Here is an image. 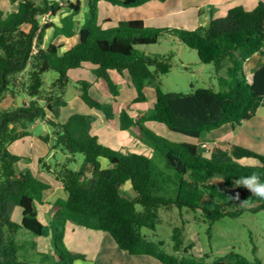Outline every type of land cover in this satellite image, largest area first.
I'll list each match as a JSON object with an SVG mask.
<instances>
[{"label": "trees", "instance_id": "trees-1", "mask_svg": "<svg viewBox=\"0 0 264 264\" xmlns=\"http://www.w3.org/2000/svg\"><path fill=\"white\" fill-rule=\"evenodd\" d=\"M89 3L79 31V42L62 51L61 43L43 48L47 31L54 29L55 38L76 34L75 17L83 10L82 0L59 2L53 0H21L17 9L4 15L0 12V104L8 97L15 102L9 111L0 113V264H75L84 255L74 254L65 245L66 224L109 233L120 249L132 256H150L162 264H263L249 262L239 254L208 263L195 259L184 243V227H175L174 250L167 253L163 243L147 238L142 230L156 231L160 210L176 207L180 212L201 209L211 224L225 217H235L247 208L242 204H257L264 210V200L236 185L243 176L256 173L264 181V167L251 166L255 160L264 164V155L241 145L228 142L212 143L207 135L225 125L233 127L252 119L264 103V62L253 70L249 81L246 64L252 56H264V3L253 10L242 6L231 8L226 16L214 18L207 26L196 30L150 29L143 20L120 21L103 29L98 23V3ZM112 6L133 8L154 0H103ZM166 2L167 0H155ZM16 3L17 0H11ZM65 4L70 14L61 24L48 22L45 15L57 16ZM88 15V16H87ZM168 34L197 51L202 64L214 66L215 75L223 89L199 88L190 94L164 92L160 78L171 71L172 53L145 55L137 48L154 45ZM92 64L95 74L108 84L114 98L120 95L112 72L125 73L136 90L135 103L146 101L148 84L155 86L152 111L134 117L126 109L119 114L120 129L132 130L154 154L164 158L165 169L154 158L142 154H123L99 143L92 133L96 115L77 113L65 123H59L60 110L68 106L65 99L70 84L68 72ZM29 69V70H28ZM57 73L48 84L44 75ZM81 99L91 109L103 113L107 120L115 117L113 105L90 94L91 83L79 82ZM22 104L18 105V97ZM53 116L50 119L48 116ZM37 122H46L52 129L42 137L53 143L69 160L76 154L84 157V166L77 171L57 164L45 166L40 159L39 171L45 172L63 185L66 198L52 204L53 216L48 224L39 220V206L46 204V192L51 184L37 178L31 171H17L22 158L9 147L30 136L28 131ZM163 124L173 133L193 141H172L159 135L147 123ZM210 142L206 151L204 143ZM108 166L103 165V161ZM43 165V168L41 167ZM86 166H91L92 181L88 183ZM44 167L46 169H44ZM42 169V170H41ZM221 178L227 189L221 191L210 181ZM130 182L134 198L121 193ZM240 194V201L232 196ZM210 197L223 202L232 211L210 210L202 202ZM245 201V202H242ZM142 207V211L137 210ZM22 231L40 238L53 239V253L38 250L36 241L21 242Z\"/></svg>", "mask_w": 264, "mask_h": 264}, {"label": "rangeland", "instance_id": "rangeland-1", "mask_svg": "<svg viewBox=\"0 0 264 264\" xmlns=\"http://www.w3.org/2000/svg\"><path fill=\"white\" fill-rule=\"evenodd\" d=\"M58 1L62 2V0ZM73 2L76 1L74 0ZM85 3L86 1L84 0L83 4ZM150 3L134 8H122L109 6L102 0L98 3V23L103 29H106L110 26L114 27L118 23V20L129 21L144 19L146 27L150 29L172 28L181 30L184 29L181 25L192 23L194 12L196 15L199 13V10L190 9L189 12L182 15L167 14V12L162 11V8L168 4L159 1H151ZM68 5L65 4V9L61 11L62 15H64L63 18L71 12L67 8ZM84 7L88 9L89 3L85 4ZM16 8L17 3H12L11 0H0V12H3L4 15L15 11ZM206 8H202V14L207 12ZM162 13L165 15H162ZM79 17L81 18L76 20L78 27L82 26L81 21L84 22L83 18L85 14L84 17ZM47 19L49 22L51 21L50 17ZM53 32L54 29L50 30L48 34L49 41L54 40ZM137 50L142 54L150 56L155 54H173L171 58V71L166 75H162L160 78L161 88L164 92L190 94L199 88L212 87L216 90L224 88V84L215 75L214 66L211 64H202L197 51L190 49L171 35L164 34L157 44L140 46ZM94 71L95 67L87 66L68 72L70 84L67 87L65 95L68 106L60 110L59 123H65L74 114H88L91 112V109L81 99L83 92L82 87L78 84L79 82L91 83L94 89L91 87L90 94L104 103L114 104L113 108L118 114L126 109L132 116L141 117L143 114H148L152 111L156 99L155 86H149L147 88L145 92L146 101L139 103V105L134 100L127 102V99L122 97L118 99L119 102L117 103L106 81L99 79ZM57 77L58 75L55 72H49L44 75V79L48 84H51ZM121 86L127 87L128 85L121 84ZM14 103L10 97L5 99L0 104V113L11 110ZM118 114L115 113V117L112 120L101 118L96 121L94 135L97 136L99 143L123 154L136 153L152 157L156 164L165 169L166 164L164 158L158 154H154L149 146L136 137L134 131L120 129ZM154 125H161L165 128L164 133L158 131V134L167 139L180 142L193 141L189 137L171 132L163 124L153 123L152 128L156 132L158 129H155ZM232 127L225 126L223 129L213 131L207 135V138H222L225 136L226 131H229L230 136H235V130ZM237 129H239V126ZM28 131L30 132V136L16 141L9 147L11 152L22 158L16 165L17 171H21L24 166H27L30 169H25L21 172L31 171L39 178L37 168L40 169V159L44 161L42 164L45 166H53V168L57 164H60L61 167L65 166L69 170L77 171L84 166L85 163L82 154H76L75 159L70 161V156L66 155L62 150L58 148L53 149L52 142L46 143L42 140V137L46 136L49 132L51 135V127L47 133L42 124H34ZM209 141L212 144L222 140ZM223 141L228 142L226 140ZM210 142H205L203 145L206 151L211 147ZM248 148L254 150L256 146ZM28 156H31V159ZM41 167L43 168V165ZM44 169L46 168L44 167ZM91 169V166L85 167L88 183H91L93 179ZM52 179L54 183L58 181L55 178ZM58 182L62 185L60 181ZM210 183L217 185L223 192L225 190L231 191L225 187L221 178L212 179ZM51 193L53 194L54 192ZM121 193L130 199L135 196V191L130 182L125 183L121 187ZM202 205H206L210 210L232 211L233 209L226 207L223 202H218L210 197H206ZM257 206V204L239 205L238 209L241 210L244 207L247 209L235 217H225L215 221L213 224L204 217L200 208L195 212L187 209L180 212L176 207L169 210H160V222L156 231L144 228L142 233L150 240L155 242L161 241L163 243L162 248L167 253L172 254L174 250V241L172 238L174 229L175 227L181 226V223L184 221L186 222L184 227V246L191 247L189 252L195 259L205 258L208 263H212L227 259V256L235 253L241 255L249 262L256 263L255 261L258 260L264 264V210H258ZM136 208L138 211L143 210L141 206H137ZM46 211L49 213L52 211V208L48 206L44 207L43 205L39 206V220L44 224L49 223L46 217ZM18 240L21 242L36 241L39 251L54 252L53 239L51 237L48 239L40 238L30 232L22 231ZM64 242L68 250L72 253L86 257V261L79 259L77 264H162L159 260L150 256H132L120 249L109 233L87 229L74 222H68L66 224ZM33 264L39 263L34 260Z\"/></svg>", "mask_w": 264, "mask_h": 264}, {"label": "crops", "instance_id": "crops-1", "mask_svg": "<svg viewBox=\"0 0 264 264\" xmlns=\"http://www.w3.org/2000/svg\"><path fill=\"white\" fill-rule=\"evenodd\" d=\"M18 1L16 2L17 6H18ZM53 1H58V0H53ZM73 1L74 0H65V1L62 0V2H64V3L65 2L69 3V2H73ZM83 1L84 0H82V2ZM150 2H148L146 4H151ZM260 2L264 3V0H167L164 3L168 4V5H166V6L164 5L165 7L162 8V11L167 12V14L169 13V14H173V15H182L186 12H189L190 9L199 10V13H197L198 15H196V13L194 12V15H193L194 18L192 19L191 24L189 23V24L181 25L182 28H184L186 30L187 29L188 30H196L201 26H207L209 21H210V17L212 14H213L214 18H221V17L226 16V14L228 13V11L231 8H234L237 6H242L246 10H253L255 7L258 6V4ZM106 3L109 6H112L108 2H106ZM170 4H172V5H170ZM84 5L85 4H83V10H82L81 14L76 16V20L78 18H81L79 16L84 17V14L86 12ZM112 7H120V6H112ZM203 7H207L206 8L207 12H204L202 14V12H203L202 8ZM122 8H124V7H122ZM167 8H169L168 11H167ZM162 15H165V14L162 13ZM63 16L64 15H62V12H60L55 17L50 16V18H51L50 22L55 23L56 25H60L61 24L60 22H61V19L63 18ZM137 20H139V19H137ZM140 20L145 21L144 19H140ZM120 21L121 20H118V22H120ZM81 24H83L82 21H81ZM80 27H78V22H77L76 34L74 36L69 37V38L65 37V36H62L60 38H55V37H53L54 36L53 35V36H51L54 38V40H52V41L48 40V38H49L48 34L50 33V30H52L53 28L49 29L47 31L46 36H45V42H44L43 48H47L51 43H61L62 51L65 52V51L72 49L79 42ZM110 27H113V26H110ZM262 62H264V56H261L260 54H255L254 56H252L246 64V71H247L248 76L253 75V70L255 69V67ZM87 66L88 67L93 66V68L95 67L92 64H85L82 68L87 67ZM79 69H81V68H79ZM112 76L114 77L115 82L119 86V90H120V95L118 96V98H115V102L118 103L119 102L118 99L121 97L127 99V102L134 100L137 97L136 90H135V88L131 82V79L127 73H125L123 75H118L117 73L112 72ZM121 84L122 85H128V86L123 87V86H121ZM149 86H154V85L148 84V86L146 87V90ZM96 89H97V87H96ZM98 89L100 90V88H98ZM146 90H145V92H146ZM136 104L139 105V103H136ZM113 106H114V104H113ZM114 112L116 114H118L115 111V109H114ZM88 114L96 115V117H97L96 121L98 119H101V118H104L105 120H107L102 112L95 110V109H91V112ZM118 116H119V114H118ZM48 117L50 119L53 118V116L51 114H49ZM96 121L92 125V133L93 134H94V126H95ZM153 123H155V122L147 123L148 127L149 128L151 127L152 130H153V128H152ZM36 124H42L45 131L47 133L49 132L50 126L46 122H37ZM225 126H231V125H225ZM225 126L221 127L220 129H223ZM237 127L236 128L232 127V129L235 130V136H230L229 131H226L225 136H223L222 138H216V139H209L208 138V139L209 140H217V141L218 140H222V141L226 140V141H228V143L231 142V144L241 145V146H244L247 148L248 147L251 148L253 146H256V149H254V151H257L258 153H261L264 155V103L258 109L256 115L252 119H250V121L247 120V121L243 122L241 125H239V129H237ZM154 128L158 129L157 133H158V131H161L160 133H164V131H165V128L162 127L161 125H154ZM222 141H218V142H222ZM223 142H225V141H223ZM28 157H29V159H31V156H28ZM103 165L105 167H107L108 163L106 161H103ZM25 169L27 170L30 168L27 166H24L22 170H25ZM34 171H36V170H34ZM37 174H38L40 180H43L47 183H50L53 186L50 190H48L46 192V196H45L46 204L43 205L44 207L48 206L49 208H52V204H54L57 199L67 197V194L64 191L63 185H61L58 181L54 183L52 177L46 173L39 172V168H37ZM51 192H54V193L52 194ZM51 215H53L52 211L49 213H47V211H46V217H47L48 221L51 220ZM83 261H86V259ZM77 262H78V260L75 262V264H77Z\"/></svg>", "mask_w": 264, "mask_h": 264}, {"label": "clouds", "instance_id": "clouds-1", "mask_svg": "<svg viewBox=\"0 0 264 264\" xmlns=\"http://www.w3.org/2000/svg\"><path fill=\"white\" fill-rule=\"evenodd\" d=\"M251 166L264 167V164H262L259 160H255ZM234 183L248 190L251 193V196L264 200V181L260 179L258 174L252 173L251 175L240 177ZM232 197L240 201L239 192H236Z\"/></svg>", "mask_w": 264, "mask_h": 264}, {"label": "water", "instance_id": "water-1", "mask_svg": "<svg viewBox=\"0 0 264 264\" xmlns=\"http://www.w3.org/2000/svg\"><path fill=\"white\" fill-rule=\"evenodd\" d=\"M253 78H254V76L253 75H250V77H249V81L252 83L253 82ZM22 104V97L21 96H19L18 97V105H21Z\"/></svg>", "mask_w": 264, "mask_h": 264}, {"label": "built area", "instance_id": "built-area-1", "mask_svg": "<svg viewBox=\"0 0 264 264\" xmlns=\"http://www.w3.org/2000/svg\"><path fill=\"white\" fill-rule=\"evenodd\" d=\"M48 17H50L49 15H45L41 18V23L43 25L47 24L49 22V20L47 19Z\"/></svg>", "mask_w": 264, "mask_h": 264}]
</instances>
